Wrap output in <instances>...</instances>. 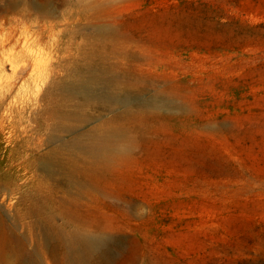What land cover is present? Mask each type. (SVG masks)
<instances>
[{"label":"rangeland","instance_id":"1","mask_svg":"<svg viewBox=\"0 0 264 264\" xmlns=\"http://www.w3.org/2000/svg\"><path fill=\"white\" fill-rule=\"evenodd\" d=\"M14 28L61 64L47 107L32 85L26 113L0 105V219L28 259L60 264L42 222L107 228L111 264H264V0H0ZM87 68L120 103L71 98ZM86 142L115 143L110 165Z\"/></svg>","mask_w":264,"mask_h":264},{"label":"bare ground","instance_id":"2","mask_svg":"<svg viewBox=\"0 0 264 264\" xmlns=\"http://www.w3.org/2000/svg\"><path fill=\"white\" fill-rule=\"evenodd\" d=\"M28 33L29 31L26 30V28L20 33L16 28L9 33L0 32V105L2 106L10 100L8 111L11 115H13L16 110H19L18 112L20 115L26 113L30 103L25 100H20V95L23 91H26L30 85L34 86V90H36L37 96L40 98V106L47 107L45 102L48 91L51 89L49 87L57 81V76L60 73L59 67L61 64L59 61L48 64L43 61L45 48L41 46V42L43 41V37L41 36L42 33H38L36 39V41L41 43L39 47H34L35 45L30 42ZM51 47L54 48L58 54L65 50L59 44H51ZM118 85L119 83L112 80L103 71L94 68H87L80 71L76 77L65 83L64 87L71 95L72 99H82L85 104L95 99H105L110 103L118 104L121 102L117 91L115 90ZM15 92L16 94L14 95ZM124 103H126V101H124ZM17 105H19V107H17ZM73 106L75 109L80 110L81 106L79 103H74ZM67 120L68 119L60 120V129L58 131L64 129L63 122ZM16 125V122L11 121L12 127H16ZM114 144L115 143L106 142H86L81 146L87 150L94 163H101L100 165L103 166L110 165L112 160L111 156H108V153L111 145ZM113 149L115 148H112L111 150ZM44 165H47V163ZM76 184L80 190L85 188V191L86 188H88V185L86 186V184L81 182H76ZM83 192H79L78 200L81 199ZM37 198H39V196ZM34 213L36 212L32 209H27L24 216L31 217ZM9 214L11 215L12 213ZM43 224L44 223L42 222L33 224V227L42 229L46 235L47 241L58 247L63 253L62 258L59 260L60 264H111L115 254L113 249L116 242L119 240L110 237L107 234V228H100L81 235H74L71 233H62L60 230L47 227L48 225L46 223L47 226H44L45 224ZM29 228H31L30 225ZM9 230L10 232L7 231L4 220L0 219V261L11 263L16 262V264H39L38 262H35L33 258L28 259V253L24 249L25 239H22L18 235V226L14 225L13 227H10ZM8 233H11V235ZM12 235H14L15 239H8Z\"/></svg>","mask_w":264,"mask_h":264},{"label":"clouds","instance_id":"3","mask_svg":"<svg viewBox=\"0 0 264 264\" xmlns=\"http://www.w3.org/2000/svg\"><path fill=\"white\" fill-rule=\"evenodd\" d=\"M139 207V206H138Z\"/></svg>","mask_w":264,"mask_h":264}]
</instances>
